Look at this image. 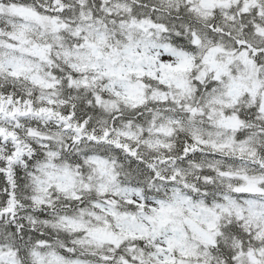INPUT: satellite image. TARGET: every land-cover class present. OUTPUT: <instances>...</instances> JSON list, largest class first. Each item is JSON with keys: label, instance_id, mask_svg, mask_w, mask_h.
Returning <instances> with one entry per match:
<instances>
[{"label": "snow or ice", "instance_id": "1", "mask_svg": "<svg viewBox=\"0 0 264 264\" xmlns=\"http://www.w3.org/2000/svg\"><path fill=\"white\" fill-rule=\"evenodd\" d=\"M0 264H264V0H0Z\"/></svg>", "mask_w": 264, "mask_h": 264}]
</instances>
